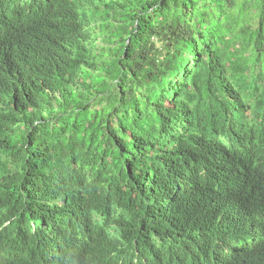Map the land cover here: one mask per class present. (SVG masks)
Instances as JSON below:
<instances>
[{
  "label": "trees",
  "instance_id": "trees-1",
  "mask_svg": "<svg viewBox=\"0 0 264 264\" xmlns=\"http://www.w3.org/2000/svg\"><path fill=\"white\" fill-rule=\"evenodd\" d=\"M0 264H264V0H0Z\"/></svg>",
  "mask_w": 264,
  "mask_h": 264
}]
</instances>
